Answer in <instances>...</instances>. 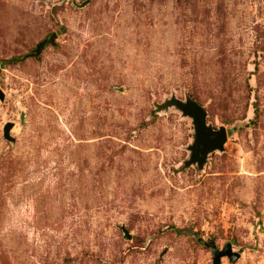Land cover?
<instances>
[{"label": "rangeland", "instance_id": "rangeland-1", "mask_svg": "<svg viewBox=\"0 0 264 264\" xmlns=\"http://www.w3.org/2000/svg\"><path fill=\"white\" fill-rule=\"evenodd\" d=\"M0 89V264H264V0H0Z\"/></svg>", "mask_w": 264, "mask_h": 264}, {"label": "water", "instance_id": "water-1", "mask_svg": "<svg viewBox=\"0 0 264 264\" xmlns=\"http://www.w3.org/2000/svg\"><path fill=\"white\" fill-rule=\"evenodd\" d=\"M54 37L46 39L44 42L51 41ZM43 42V43H44ZM39 47H37V53L39 52ZM4 94L0 89V100H3ZM171 105H176L183 113L193 119L195 125V141L191 146V163L197 162L199 167L202 166L205 161V157L209 151L214 150H223V144L227 139L226 129L221 126L218 129H213L211 126L207 125L206 122V113L203 108L194 101H181L172 99L170 102ZM22 118V117H21ZM12 122H7L3 127V136L6 139H11L9 131L13 127ZM125 238H130L125 228H122ZM208 247L212 248L214 259L213 264H220L221 257L227 256L231 261H235L239 258V254L233 252L232 245L227 243L224 248L217 249L214 242L207 244Z\"/></svg>", "mask_w": 264, "mask_h": 264}]
</instances>
